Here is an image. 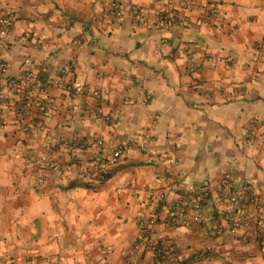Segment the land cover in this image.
Listing matches in <instances>:
<instances>
[{"label":"crops","instance_id":"obj_1","mask_svg":"<svg viewBox=\"0 0 264 264\" xmlns=\"http://www.w3.org/2000/svg\"><path fill=\"white\" fill-rule=\"evenodd\" d=\"M186 1L0 0L16 16L0 34V264H158L157 247L176 264H264V0ZM26 71L44 89L18 90ZM186 180L210 201L200 224L173 225ZM141 218L159 245L133 250Z\"/></svg>","mask_w":264,"mask_h":264},{"label":"built area","instance_id":"obj_2","mask_svg":"<svg viewBox=\"0 0 264 264\" xmlns=\"http://www.w3.org/2000/svg\"><path fill=\"white\" fill-rule=\"evenodd\" d=\"M193 5L192 0H188L185 2V8L189 9L190 6ZM169 13V12H167ZM118 17L122 16V12L118 11L116 13ZM207 15L208 17H214L217 15V9L214 6H211L210 8L207 9ZM170 15L166 14L164 18V22L169 21ZM16 24V16L13 13H8V14H0V34L2 35H8L10 32L13 30L14 26ZM26 37L29 38L30 35L26 34ZM186 54L188 57V63H189V70L190 73L195 74L198 71L199 68V60L200 56L196 50L195 47L192 46H187ZM9 73V68L4 62H0V76L4 77L7 76ZM65 75L66 72H63ZM60 81H54V84L59 85ZM34 87L35 89L42 90L44 89V84L42 81H40L34 72L32 71H26L24 76L21 78V80L16 83V87L18 90L24 91L28 90L31 87ZM71 91H74L75 94L79 95L84 93V88L81 85H75L71 86L69 88ZM109 91H98L94 90L91 92V95L94 98H101L104 96H109ZM7 92L5 89L0 87V102L7 104ZM148 98H151L149 96ZM41 111L42 113L47 112V106H41ZM105 121L107 123L111 124H116L118 125L120 121H116V119L112 118L110 115H107L104 117ZM36 127V126H35ZM38 129L41 131L45 130V127L43 124H39ZM48 139L49 136H47ZM103 141H99L98 144L100 146L103 145ZM133 144H137L136 140H132ZM71 145L75 148L79 149H86V142L82 141L80 139L74 140L72 143L68 144ZM141 149H145L144 144H140ZM127 151V144L126 143H121L119 144L114 150H113V155H112V161L113 162H119L124 159ZM175 160H171V162H174ZM43 168L46 170H52L58 173H63L64 169L57 165L54 162L47 161L44 159L43 161ZM100 180L104 181L106 180V172L102 170L100 173ZM231 180V174H226L225 176V182H229ZM39 183L44 182V176L40 175L38 177ZM176 188V190H178ZM180 190H183L182 194L178 197L177 200L174 202L170 203L168 205L167 213H168V219L169 222L173 225H191V224H200L203 220V215L205 208L207 204L210 201V190L207 184H195L192 183L188 180L183 181L180 186ZM150 197L152 199H155L159 202H166L167 201V195L164 193H156V192H151ZM230 201L232 205H235L238 202V197L237 195H233L230 198ZM155 220L153 218L146 219V218H141L139 220V232L136 237L135 243H134V248L133 250H140L144 244L147 242H152L156 246L159 245V239L158 235L154 231L155 227ZM238 230V226L234 225V228L232 229V233H236ZM155 257H156V262L158 264H176V254L175 252H164L163 249L158 248L156 249L155 252Z\"/></svg>","mask_w":264,"mask_h":264}]
</instances>
